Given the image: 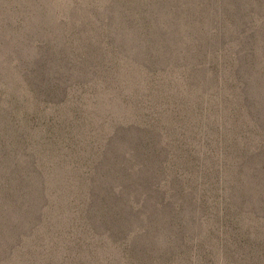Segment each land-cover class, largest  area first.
I'll use <instances>...</instances> for the list:
<instances>
[{
  "label": "rangeland",
  "instance_id": "obj_1",
  "mask_svg": "<svg viewBox=\"0 0 264 264\" xmlns=\"http://www.w3.org/2000/svg\"><path fill=\"white\" fill-rule=\"evenodd\" d=\"M0 264H264V0H0Z\"/></svg>",
  "mask_w": 264,
  "mask_h": 264
}]
</instances>
